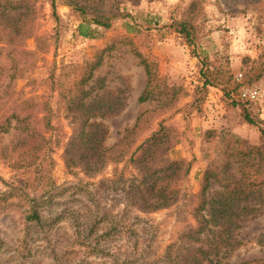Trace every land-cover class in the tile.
<instances>
[{
    "label": "rangeland",
    "instance_id": "rangeland-1",
    "mask_svg": "<svg viewBox=\"0 0 264 264\" xmlns=\"http://www.w3.org/2000/svg\"><path fill=\"white\" fill-rule=\"evenodd\" d=\"M69 1L109 11L115 18L109 28H97L92 39H84L76 34L81 17L67 0H53V8L51 0H30L34 36L45 38V50L36 54L31 70L14 81L11 101L31 99L34 125L45 141L36 163L24 167L7 152L12 131L0 134V148H7L9 156L0 159V192L14 187L13 197L0 199V264H164L166 255L172 258L179 251L186 256L190 250L177 245L180 235L194 224L191 211L205 167L221 165L227 157L234 173L244 167L250 178L255 176L238 152L245 146H260L259 130L264 129L260 105L248 92L251 86L264 88V18L258 10L262 7L249 5L236 13L235 0H200L198 12L192 13L197 27L192 54L166 27L171 19L180 18L191 0ZM23 47L34 51L36 43L28 38ZM95 57L101 64L83 89L89 91L84 100L116 103L109 117L90 120L103 125L102 146H116L112 156L120 162L85 175L78 169L66 170L62 154L80 126V111L69 104L76 97L71 84L79 73L72 66ZM139 58L154 72L142 103L137 98L147 79ZM200 69L210 80L203 91H197ZM165 87H174V95L167 94ZM169 96L172 101L166 104ZM243 102L255 125L241 119ZM42 117L47 118L46 128L45 121H39ZM136 118L135 128L126 133ZM159 126L176 143L159 156L182 160L189 171L174 185L175 200L166 208L151 209L127 193L136 178L127 160ZM231 136L238 142L232 143ZM216 189L212 185L207 192ZM259 196L262 200L264 193ZM247 205L254 211L239 219L232 235L235 245L222 263L264 259V245L257 244L264 234V201ZM30 207L38 212L39 223H24Z\"/></svg>",
    "mask_w": 264,
    "mask_h": 264
},
{
    "label": "trees",
    "instance_id": "trees-1",
    "mask_svg": "<svg viewBox=\"0 0 264 264\" xmlns=\"http://www.w3.org/2000/svg\"><path fill=\"white\" fill-rule=\"evenodd\" d=\"M238 3L232 8L236 13H243L249 5L259 8L261 18H264V0H235ZM200 0H191L178 20L171 19L166 26L167 29L175 33L181 42L186 45L192 54L196 51L197 27L193 22L194 12H198ZM243 4V5H241ZM67 5L80 15V23L76 27L77 36L84 39H92L96 34L97 28L107 29L111 21L115 18L111 12L90 10L88 5H74L67 0ZM54 2L51 0V8ZM90 13V16H86ZM89 17V18H87ZM127 17V16H126ZM34 8L30 0H0V134L12 131V139L7 148H0V159L9 158L7 153L17 158V165L30 167L36 163L38 154L44 148V138L42 132L34 125L35 119L31 110L33 103L31 99H26L14 104L11 99L14 94V81L28 73L33 64L37 53L45 50V38L35 37ZM128 31H137L135 28H127ZM33 38L36 43L34 51H28L23 47V42ZM137 57H140L137 54ZM100 57L84 60L80 65L72 66L79 70L77 78L71 86L76 93L69 104L71 108L80 111L79 130H74L73 136L66 143L63 149L62 160L66 170L78 169L85 175L98 174L107 163L120 162L119 157L112 156L116 152V146L105 148L102 141L106 135L103 125L95 118L109 117L115 113L111 109H116L115 102L105 99H96L95 102H86L84 99L89 91L83 90L85 85L91 80L93 72L100 66ZM139 64L143 66L144 74L147 79L146 87L137 98L139 103L147 99V87L154 72H150L149 65L139 58ZM202 67V65H201ZM201 86L197 91L205 90L210 83L208 76L201 69ZM167 94L174 95V87H165ZM170 97V96H169ZM172 97L166 100L170 104ZM241 105V119L249 125H255V120L248 110L245 102ZM232 105L238 103L232 102ZM44 107L45 104H42ZM43 109V113H44ZM47 118L39 119L46 128ZM138 118L132 129L136 126ZM263 124V123H262ZM165 128L159 126L147 139L140 143L128 157V164L135 170L136 178L133 177V184L128 187V194L136 195L143 207L151 209L166 208L177 195L174 185L189 171V164L182 160H167L160 157L162 152L171 148L175 142L166 138ZM261 145L258 147L245 146L244 150L238 152L240 159L245 167H251L255 176L250 178L249 171L244 167L236 173L230 168V161L221 159V165H209L203 171L198 201L191 211V218L194 224L179 237L177 248L190 250L186 256L180 255L177 251L171 258L164 256V264H227L222 263L224 257L232 250L234 244L233 232L238 227L241 217L253 212L247 203L260 200V194L264 193V129L259 130ZM210 133H206L205 138H209ZM233 138L232 143H237L238 138ZM166 145V146H165ZM160 153V154H159ZM229 158L232 155L229 154ZM121 158V156H120ZM234 161H236L234 159ZM214 163V162H212ZM2 181V180H0ZM217 189L208 193L210 186ZM0 192V199L6 201L13 197L14 187ZM23 194V193H22ZM244 202L238 211L234 208ZM24 223L40 222V217L35 208L30 207L28 213L23 216ZM200 236L203 239H200ZM192 241V242H191ZM188 243V246L186 245ZM191 243V244H189ZM193 243H198L195 246ZM259 246L264 245V234L257 238ZM209 257H212L209 260ZM237 264H264V259L245 260Z\"/></svg>",
    "mask_w": 264,
    "mask_h": 264
},
{
    "label": "built area",
    "instance_id": "built-area-1",
    "mask_svg": "<svg viewBox=\"0 0 264 264\" xmlns=\"http://www.w3.org/2000/svg\"><path fill=\"white\" fill-rule=\"evenodd\" d=\"M248 92L250 93V99L260 105V114L264 118V88L262 86H251Z\"/></svg>",
    "mask_w": 264,
    "mask_h": 264
}]
</instances>
